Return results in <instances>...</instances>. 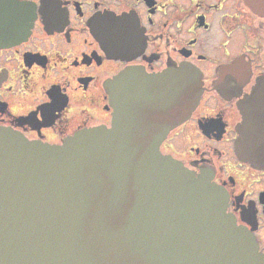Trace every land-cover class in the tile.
<instances>
[{"label":"flooded vegetation","instance_id":"af4514ba","mask_svg":"<svg viewBox=\"0 0 264 264\" xmlns=\"http://www.w3.org/2000/svg\"><path fill=\"white\" fill-rule=\"evenodd\" d=\"M178 66L202 91L160 151L208 173L264 255V14L248 0H0V127L28 141L109 127L119 75Z\"/></svg>","mask_w":264,"mask_h":264},{"label":"water","instance_id":"95a60500","mask_svg":"<svg viewBox=\"0 0 264 264\" xmlns=\"http://www.w3.org/2000/svg\"><path fill=\"white\" fill-rule=\"evenodd\" d=\"M106 90L110 126L61 144L0 127V264H264L224 190L160 151L198 104L200 73L128 71Z\"/></svg>","mask_w":264,"mask_h":264}]
</instances>
